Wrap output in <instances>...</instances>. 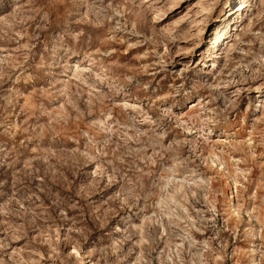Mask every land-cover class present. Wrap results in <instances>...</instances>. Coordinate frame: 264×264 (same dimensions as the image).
I'll use <instances>...</instances> for the list:
<instances>
[{
    "label": "rangeland",
    "instance_id": "rangeland-1",
    "mask_svg": "<svg viewBox=\"0 0 264 264\" xmlns=\"http://www.w3.org/2000/svg\"><path fill=\"white\" fill-rule=\"evenodd\" d=\"M0 264H264V0H0Z\"/></svg>",
    "mask_w": 264,
    "mask_h": 264
},
{
    "label": "bare ground",
    "instance_id": "bare-ground-1",
    "mask_svg": "<svg viewBox=\"0 0 264 264\" xmlns=\"http://www.w3.org/2000/svg\"><path fill=\"white\" fill-rule=\"evenodd\" d=\"M241 6V5H240ZM240 9H238L237 11H239Z\"/></svg>",
    "mask_w": 264,
    "mask_h": 264
}]
</instances>
